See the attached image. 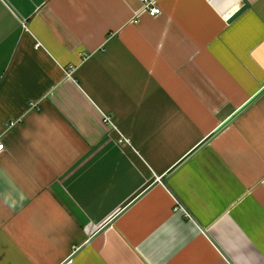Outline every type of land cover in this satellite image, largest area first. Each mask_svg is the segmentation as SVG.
Here are the masks:
<instances>
[{"label": "crops", "instance_id": "0c3cea01", "mask_svg": "<svg viewBox=\"0 0 264 264\" xmlns=\"http://www.w3.org/2000/svg\"><path fill=\"white\" fill-rule=\"evenodd\" d=\"M154 1L0 0V264H264V0Z\"/></svg>", "mask_w": 264, "mask_h": 264}, {"label": "built area", "instance_id": "2783aa9c", "mask_svg": "<svg viewBox=\"0 0 264 264\" xmlns=\"http://www.w3.org/2000/svg\"><path fill=\"white\" fill-rule=\"evenodd\" d=\"M140 2L143 5V11L147 12L150 16L156 17V16L160 15L161 9L157 6V3L154 0H140ZM72 74H73V70L70 69L67 72V76L71 77ZM104 122L108 123V124H112L110 117H105ZM16 124H17L16 122H12V123H10L9 126L12 128ZM4 150H5V146L0 142V153L4 152ZM72 262H73V260L70 259L68 261V264H72Z\"/></svg>", "mask_w": 264, "mask_h": 264}, {"label": "water", "instance_id": "95a60500", "mask_svg": "<svg viewBox=\"0 0 264 264\" xmlns=\"http://www.w3.org/2000/svg\"><path fill=\"white\" fill-rule=\"evenodd\" d=\"M249 8L248 4H244V6L238 10L228 21L229 24L234 22L239 16H241L247 9Z\"/></svg>", "mask_w": 264, "mask_h": 264}]
</instances>
